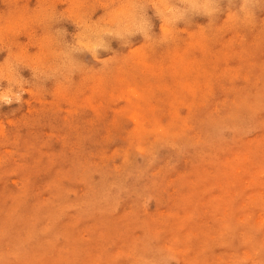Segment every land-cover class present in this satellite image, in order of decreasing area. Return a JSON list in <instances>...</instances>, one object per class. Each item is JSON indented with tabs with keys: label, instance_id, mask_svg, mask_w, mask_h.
Wrapping results in <instances>:
<instances>
[{
	"label": "rangeland",
	"instance_id": "rangeland-1",
	"mask_svg": "<svg viewBox=\"0 0 264 264\" xmlns=\"http://www.w3.org/2000/svg\"><path fill=\"white\" fill-rule=\"evenodd\" d=\"M0 264H264V0H0Z\"/></svg>",
	"mask_w": 264,
	"mask_h": 264
},
{
	"label": "bare ground",
	"instance_id": "bare-ground-1",
	"mask_svg": "<svg viewBox=\"0 0 264 264\" xmlns=\"http://www.w3.org/2000/svg\"><path fill=\"white\" fill-rule=\"evenodd\" d=\"M84 43V42H83ZM82 44V43H81ZM96 44V43H95ZM87 48V47H86ZM91 48V47H90Z\"/></svg>",
	"mask_w": 264,
	"mask_h": 264
},
{
	"label": "clouds",
	"instance_id": "clouds-1",
	"mask_svg": "<svg viewBox=\"0 0 264 264\" xmlns=\"http://www.w3.org/2000/svg\"><path fill=\"white\" fill-rule=\"evenodd\" d=\"M6 99V98H5ZM18 102V101H17Z\"/></svg>",
	"mask_w": 264,
	"mask_h": 264
}]
</instances>
